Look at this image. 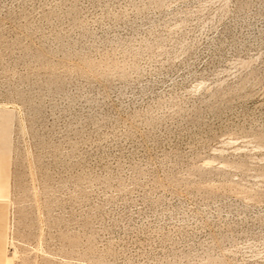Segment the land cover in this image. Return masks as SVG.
I'll return each mask as SVG.
<instances>
[{
    "label": "rangeland",
    "instance_id": "374dc122",
    "mask_svg": "<svg viewBox=\"0 0 264 264\" xmlns=\"http://www.w3.org/2000/svg\"><path fill=\"white\" fill-rule=\"evenodd\" d=\"M0 264H264V0H0Z\"/></svg>",
    "mask_w": 264,
    "mask_h": 264
}]
</instances>
